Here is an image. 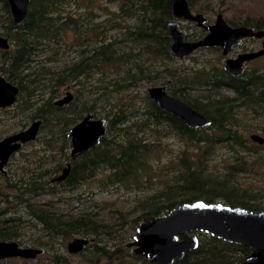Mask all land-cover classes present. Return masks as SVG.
Segmentation results:
<instances>
[{
	"label": "rangeland",
	"instance_id": "374dc122",
	"mask_svg": "<svg viewBox=\"0 0 264 264\" xmlns=\"http://www.w3.org/2000/svg\"><path fill=\"white\" fill-rule=\"evenodd\" d=\"M185 1L207 26L221 15L230 27L264 31V0ZM27 14L16 25L0 0L7 44L0 78L18 90L14 104L0 109V141L40 122L35 138L0 167V242L41 254L0 264H152L128 247L147 217L210 198L264 209V144L250 139H264V57L240 78L224 69L257 41L226 55L210 47L174 58L170 21L187 43L207 32L198 21L175 18L172 0H31ZM152 87L187 103L209 126L189 128L159 108ZM66 89L72 98L57 105ZM88 114L106 121L105 134L72 159L68 132ZM194 236L197 248L172 264H230L247 255ZM75 239L86 244L71 254Z\"/></svg>",
	"mask_w": 264,
	"mask_h": 264
},
{
	"label": "water",
	"instance_id": "95a60500",
	"mask_svg": "<svg viewBox=\"0 0 264 264\" xmlns=\"http://www.w3.org/2000/svg\"><path fill=\"white\" fill-rule=\"evenodd\" d=\"M31 0H7L13 22L19 25L25 21ZM173 16L178 19L198 21L204 20L200 15L191 16L185 0H172ZM208 34L199 41L184 42L178 31V23H169V31L173 40L171 53L174 58L191 55L196 49L221 47L226 55L244 38L255 37L263 39L262 48L255 52L240 54L235 59H228L224 68L234 76L243 72L244 63L264 56V31H253L246 27L231 28L221 15L215 23L207 27ZM0 48H7L6 40L0 37ZM17 88L0 78V108H5L15 100ZM149 97L156 105L173 113L192 129H202L210 122L187 103L168 96L163 87H152L148 90ZM66 97L58 100L57 105L68 104L72 95L66 92ZM104 119H95L88 114L73 125L68 137L71 139V157L75 159L96 146L105 134ZM40 122L0 141V167H3L8 157L20 148V145L32 141L38 131ZM251 139L263 144L264 139L253 135ZM67 171H64V176ZM64 178V177H62ZM199 232L221 241L244 245L250 254L241 264H264V211H248L240 207H231L223 203H206L193 201L180 204L171 209L166 215L147 217L141 222L132 237L128 247H134L135 254L143 256L152 264H172L175 259H182L186 252L198 246V238L194 233ZM86 241L75 239L67 244L71 254L79 252ZM41 251L20 247L15 242H0V260L9 258L34 259Z\"/></svg>",
	"mask_w": 264,
	"mask_h": 264
},
{
	"label": "flooded vegetation",
	"instance_id": "af4514ba",
	"mask_svg": "<svg viewBox=\"0 0 264 264\" xmlns=\"http://www.w3.org/2000/svg\"><path fill=\"white\" fill-rule=\"evenodd\" d=\"M204 20V19H203ZM190 21H192V20H190ZM170 22H172V21H170ZM169 22V23H170ZM169 23H168V28H169ZM205 20H204V22L200 25L199 23H198V28H201V29H203V30H205L206 32H207V34L209 33L208 32V30H207V27H209V26H211V25H213V24H211V25H205ZM237 27H246V28H249V27H247V26H237ZM178 28H179V25H178ZM231 28H236V27H231ZM251 29V28H250ZM254 30V29H253ZM206 34V35H207ZM205 35V36H206ZM205 36H203V38L205 37ZM202 38V39H203ZM202 39H199V40H202ZM198 40V41H199ZM244 40H250V41H257L259 44H260V46L258 47V48H256V49H254V50H251V51H247V52H243V53H237L236 55H235V57L234 58H232V59H235V58H237L240 54H244V53H248V52H255V51H258V50H260L261 48H262V43H263V39H258V38H255V37H251V38H244V39H242L241 41H240V43L242 42V41H244ZM239 43V44H240ZM238 44V45H239ZM238 45H236V46H238ZM236 46H234V47H236ZM233 47V48H234ZM212 48H221V47H212ZM232 48V49H233ZM222 49V48H221ZM231 49V50H232ZM223 50V49H222ZM230 50V51H231ZM264 56H261V57H259V58H257V59H255V60H252V61H250V62H248V63H244V66H243V72L240 74V75H238V76H234V75H232L231 73H229L228 71H226L229 75H231V76H233V77H241L242 75H243V73H244V67L246 66V65H248V64H250V63H252V62H254V61H257V60H259V59H261V58H263ZM228 60V59H227ZM226 62V61H225ZM224 65H225V63H224ZM225 69V68H224ZM4 79V78H3ZM7 81V80H6ZM67 90V89H66ZM68 91V90H67ZM67 91H65L64 92V95H66V92ZM17 94H18V90H17ZM63 95V96H64ZM17 96V95H16ZM62 96V97H63ZM64 98V97H63ZM15 99H16V97H15ZM15 101V100H14ZM14 104V102L12 103V105ZM12 105H10V106H8V107H11ZM8 107H5V108H0V109H6V108H8ZM254 135H257V134H254ZM253 135H251L250 136V139H251V137H252ZM259 136V135H258ZM251 141L253 142V143H256V142H254L252 139H251ZM264 144V143H263ZM240 208H242V207H240ZM243 209H245V208H243ZM246 210H248V211H254V210H251V209H246ZM257 211H259V210H257ZM262 211H264V210H262ZM214 238V237H213ZM214 239H216V241L218 242V243H220V244H223V245H229V246H241V247H245L246 248V250H247V252H248V254L247 255H245V256H243V259L241 260V261H238V262H236V261H231L230 262V264H241L244 260H245V258L250 254V250L246 247V246H244V245H238V244H231V243H227V242H224V241H221V240H219V239H217V238H214Z\"/></svg>",
	"mask_w": 264,
	"mask_h": 264
},
{
	"label": "trees",
	"instance_id": "16d2710c",
	"mask_svg": "<svg viewBox=\"0 0 264 264\" xmlns=\"http://www.w3.org/2000/svg\"><path fill=\"white\" fill-rule=\"evenodd\" d=\"M15 73H16V70L14 71ZM17 75H18V77H20L21 75H22V73H17ZM23 77V76H22ZM8 82V81H7ZM11 84V83H10ZM213 201V199L212 198H210L209 199V201H204V202H206V203H214V202H212ZM226 205H228V206H231V207H239V206H237V204H233V203H227ZM251 210H254V211H257V210H264V209H258V208H254V209H251ZM49 215V220H52V222H50L52 225L54 224L55 225V227H57V226H59L58 225V223H57V221H55L54 222V219L55 220H57L56 219V217L55 216H53V215H51V214H48ZM45 221H47V219H45ZM215 241H216V239H214ZM217 242V241H216ZM233 247H240L244 252H247V250H246V248L245 247H241V246H233ZM247 254H248V252H247ZM185 264H187V263H185Z\"/></svg>",
	"mask_w": 264,
	"mask_h": 264
},
{
	"label": "bare ground",
	"instance_id": "6f19581e",
	"mask_svg": "<svg viewBox=\"0 0 264 264\" xmlns=\"http://www.w3.org/2000/svg\"><path fill=\"white\" fill-rule=\"evenodd\" d=\"M9 83V82H8ZM14 86V85H13ZM16 87V86H15ZM177 99V98H176ZM179 100V99H178ZM195 110V109H194ZM198 112V111H197ZM202 115V114H201Z\"/></svg>",
	"mask_w": 264,
	"mask_h": 264
}]
</instances>
